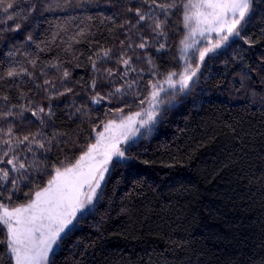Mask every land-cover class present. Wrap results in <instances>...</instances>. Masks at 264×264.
Wrapping results in <instances>:
<instances>
[{"label": "snow or ice", "instance_id": "1", "mask_svg": "<svg viewBox=\"0 0 264 264\" xmlns=\"http://www.w3.org/2000/svg\"><path fill=\"white\" fill-rule=\"evenodd\" d=\"M181 109L160 166L211 154L223 207L259 205L224 235L196 231L190 174L147 171ZM113 239L163 243L138 264H264V0H0V264H117Z\"/></svg>", "mask_w": 264, "mask_h": 264}, {"label": "trees", "instance_id": "2", "mask_svg": "<svg viewBox=\"0 0 264 264\" xmlns=\"http://www.w3.org/2000/svg\"><path fill=\"white\" fill-rule=\"evenodd\" d=\"M9 38L22 39L23 36L22 34H9ZM220 67V65H214L212 66L211 71L215 73L220 69ZM77 72L82 74V70L78 69ZM201 87H204L210 92L212 98L216 99L217 105H219L224 111L229 109L230 104L226 93L221 94L220 89L211 87L210 85H205L203 81H201ZM197 95H201L199 89H197ZM220 101H224V104L221 105ZM186 112L187 109H181L172 114L169 117V122H166V124L160 128L159 134L148 144L146 158L152 159L156 161V163L150 165L147 168V171L150 175L158 173L161 178H166L168 174H175L178 171H183V174L185 175L190 174L200 189L199 199L193 204V210L200 213L201 217L196 231L198 233H202L203 235H211L213 233L224 235L228 233L229 224L231 222H238L243 219L245 223H248L249 217H258L259 205L257 204L252 208H245L238 199L234 207H223V205L226 204V201L222 199L224 196L225 186H217L214 183H208L204 179L206 173L211 170L213 163L211 154L205 155L202 158V171H184L179 169L170 170L160 166V161L162 159H167L165 149L162 145L167 143L174 148V144H172L173 133L176 131L178 125L183 126L184 115L182 113ZM216 208H222L223 214L215 212L214 210ZM208 209H212L213 211L210 213ZM211 243L212 241L209 240V244ZM163 247L164 245L162 242L156 241L141 242L131 239L127 241L123 239H113L111 245L109 246V250L116 257L117 264H127V261L129 260L138 264V257L144 255L145 250L151 252L152 248H156L157 251H162ZM121 256L124 258L123 261L120 260Z\"/></svg>", "mask_w": 264, "mask_h": 264}]
</instances>
